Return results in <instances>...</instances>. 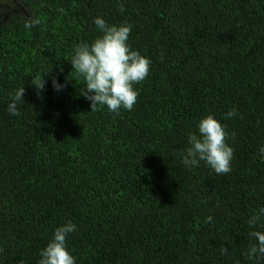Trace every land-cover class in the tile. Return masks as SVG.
Masks as SVG:
<instances>
[{"label": "trees", "instance_id": "1", "mask_svg": "<svg viewBox=\"0 0 264 264\" xmlns=\"http://www.w3.org/2000/svg\"><path fill=\"white\" fill-rule=\"evenodd\" d=\"M15 2L21 13H0V264H37L69 221L75 264H264L243 254L264 208V0ZM97 17L131 25L127 43L151 61L130 111H91L72 72ZM209 114L234 149L227 174L182 163Z\"/></svg>", "mask_w": 264, "mask_h": 264}, {"label": "clouds", "instance_id": "2", "mask_svg": "<svg viewBox=\"0 0 264 264\" xmlns=\"http://www.w3.org/2000/svg\"><path fill=\"white\" fill-rule=\"evenodd\" d=\"M121 12L123 5H118ZM63 12L64 10L58 9ZM40 24L39 18H34L33 14L24 18V27L33 28ZM94 24L101 32L95 40L89 43H79L74 46V53L69 61L74 71L84 80V87L80 89V94L90 101L91 111L98 110V106L106 105L108 110L119 114L121 109L132 110L138 92L134 89L135 84H139L147 78L150 70V59L138 50L131 49L127 43L131 25L112 24L109 25L102 18H95ZM31 83L42 90L45 86L43 77L34 78ZM53 86L57 90L63 86L53 80ZM24 87L16 90L11 96L7 107L10 115L18 116V103L23 101ZM235 109L226 114V118L236 116ZM198 135L189 133L188 144L185 152L182 153V163L187 167L198 166L200 161H204L218 175L227 174L231 171V160L234 149L227 143L229 133L224 125L212 114L206 115L198 122ZM235 133H232L234 138ZM259 152L264 155V146ZM261 215H264V208L259 210V214L251 216L247 224L250 229V236L255 238L256 243L250 244L243 253L247 259H252L257 255L264 256V231L255 230ZM212 217L206 218V222H211ZM76 231V226L72 222L57 227L54 230L52 239L48 242L39 255L37 264H75V257L67 250L66 240L70 233ZM221 253H227L228 249L222 247ZM22 264V262H21Z\"/></svg>", "mask_w": 264, "mask_h": 264}, {"label": "rangeland", "instance_id": "3", "mask_svg": "<svg viewBox=\"0 0 264 264\" xmlns=\"http://www.w3.org/2000/svg\"><path fill=\"white\" fill-rule=\"evenodd\" d=\"M0 13L2 16H11L21 13V10L15 0H0Z\"/></svg>", "mask_w": 264, "mask_h": 264}]
</instances>
